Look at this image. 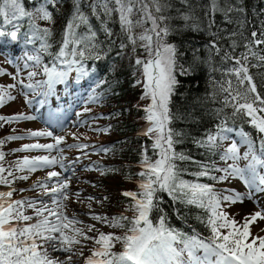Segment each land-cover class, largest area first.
<instances>
[{
    "label": "snow or ice",
    "instance_id": "obj_1",
    "mask_svg": "<svg viewBox=\"0 0 264 264\" xmlns=\"http://www.w3.org/2000/svg\"><path fill=\"white\" fill-rule=\"evenodd\" d=\"M135 3L136 0H115V4L118 5L116 9H109L107 3L103 7L107 14H111L112 11L119 13L121 28L130 33L128 39L133 45L137 40L143 42L142 46L147 53V59L135 60V64L142 67L144 77L142 99L150 100L149 105L144 109L148 127L143 135L153 140L152 148L158 158L152 160L145 151L141 161V167L144 170L139 173L141 177L139 191L123 193L125 197L133 201L130 206L133 212L131 218L124 215L112 217L110 220L104 216L91 217L99 222H107L109 227L125 229V234L122 236L105 234L96 229L95 225L77 227L83 222L75 216L68 217L64 214L65 201L70 198L68 192L70 178L64 176L62 171L54 169L59 167L66 172L71 168V165L65 164L66 157L63 155L65 148L61 147L66 143V138L64 135H55L54 130L48 128L29 130L25 135H9L0 140V146L7 141L23 139L51 138L54 142L25 144L16 149L18 152L43 151L47 154L24 156L14 163L15 171L11 168L5 169L0 163V184L10 186L12 181L8 177H12L13 180H28V174L53 169L47 171L46 178L38 179L32 188L33 190L41 189L49 196L51 205L55 207L45 201H40V206L37 207L36 203L30 199L12 200V190L0 192V264H70L72 255H83V248L86 246L83 241H92L94 245L90 249L91 255L85 258L84 264H264V235L253 233L251 230L252 225L258 221H264V210L246 215L242 223L226 211V206L243 203L245 199L251 200L256 193L264 194V140L261 142L258 155L253 151L251 137L241 130L237 134L241 141L248 145V151L243 156L239 154L237 141L233 140L220 156V159L225 162L231 160V164L225 168L200 164L201 170L196 174L198 177L207 176L217 183L229 177L239 178L251 190L247 194L229 192L224 195L209 184L190 183L180 179V170L175 161L191 158L175 151V144L178 142L175 137L179 133H175L170 127L173 117L169 105L178 83L175 75L177 50L174 45L165 42L169 29L160 27L158 23V20L162 22L165 18L154 16L147 4H143L139 10L143 13L145 21L131 19ZM152 3L157 13L163 10L159 0H152ZM95 8L96 5L93 6V11ZM79 9L80 5L77 3L76 15L66 26L59 50L50 52L52 31L49 28L41 29L36 24L38 19L53 22V13L48 10V7L41 6L33 13L25 11L21 0H0V17L5 24H12L14 21L28 17L32 29L28 39L42 41L36 53L27 55V61L32 62L33 65V69L29 70L27 75L29 83L25 84L23 80H17L19 73L12 77L27 90L24 93L26 104L33 103L31 99H28V94L31 93L33 96L41 95L45 98L38 101L42 107L47 102V97L54 94L55 85L66 83L71 72H76L77 80L88 75L83 63L85 60L101 58L96 33L91 30V27L88 28L89 35L77 31L80 25L89 24L88 18ZM212 10H218L215 4ZM232 10L229 7L228 11ZM184 18L189 19L187 16ZM146 21L151 22V28L146 29L138 37L131 34L134 26L142 25ZM15 27L17 30L9 33L0 31V36L10 35L12 40H16L19 24ZM108 35L111 33L109 32ZM251 37L252 39L245 37L247 43L243 47L246 51L240 53L238 57L225 53L223 59L233 61L232 67L226 70V75L234 76L236 84L234 86L232 80L228 79L221 83L220 88L222 92L227 93L224 104L233 109V117H247L246 122H250L259 134H264V95L258 91L257 84L249 72V64L253 59L257 61V64H252V67H264V54H260L264 52V48L260 47L264 45V27L259 34L253 31ZM211 47L219 53L220 49L215 42ZM236 47L237 43L233 40L232 48ZM40 53H46L51 57V66L43 63ZM28 67V64L24 65L25 69ZM36 69H42L46 79L36 81L34 79L38 75ZM0 75L4 73L0 71ZM15 88L16 84L0 86V108L16 99L11 91ZM98 99V94L89 97L90 102H97ZM87 110L85 108V111ZM76 115L79 117L81 113ZM35 119H37L35 115L17 114L9 117L0 115V122H2L0 126ZM86 124L87 121H79L77 126ZM60 130L63 132V127ZM98 131L107 132L109 129ZM233 131L232 127L226 126V121L222 122L215 135H209L205 141L198 143L201 147L213 150L220 146L218 142L229 140L228 134ZM68 135H71L74 140L80 139L75 133H68ZM67 147L83 150L89 145L75 143ZM100 151L107 152L108 149L102 148ZM53 152L55 155H52ZM79 159L80 157L76 158L77 161ZM241 159L247 161L243 168L238 166ZM4 160L5 154L0 151V162ZM99 170L102 174L108 171V169ZM17 172L24 174L16 175ZM211 172L222 173V175H210ZM5 173H7L6 176ZM160 193H166L173 201L205 209L207 213L205 223L210 230V236L207 239L195 235L187 236L171 228L167 223L166 215H160L158 223H154L153 219H150L153 211L163 212L160 208ZM76 195L79 196V193ZM261 207L264 209V205ZM26 208H32L35 211L34 223H28L33 220V217L25 214ZM122 221H128V224ZM85 228L87 232L95 230L98 236H88ZM260 232H264V228H261ZM117 243L122 244L123 247L119 253L112 250ZM45 245L50 246L53 251L71 255L68 256L67 261L53 259L49 256ZM76 245L81 247L74 250ZM201 251L202 256L198 255Z\"/></svg>",
    "mask_w": 264,
    "mask_h": 264
},
{
    "label": "trees",
    "instance_id": "obj_2",
    "mask_svg": "<svg viewBox=\"0 0 264 264\" xmlns=\"http://www.w3.org/2000/svg\"><path fill=\"white\" fill-rule=\"evenodd\" d=\"M21 3L27 12L34 13L37 8L46 5L53 13L51 23L42 19L36 20L38 27L52 31L50 52L59 50L66 26L76 15L77 3L80 5V12L89 21L88 25H80L77 31L89 35L90 26L96 33L101 58L85 60L83 63L88 75L77 80V74L73 71L66 83L69 89L78 92L88 102V118L91 116L96 120L100 119L97 124L104 123L109 129L108 138L100 146H108L109 153L117 162H109L105 166L101 161L98 166L100 169H108L101 173L103 176L115 175L119 179L117 186L120 188V195L115 199V207H112V210L118 216L131 218L133 212L130 206L133 201L123 193L139 191V173L144 170L141 161L145 151L152 160L158 158L152 148L153 140L143 135L148 127L144 109L150 100L142 99V67L136 64L128 65L125 61L128 53L140 57L143 54L140 51L143 49L138 45L131 46L128 39L130 33L122 30L118 12L107 14L104 11L105 3L109 9H116L118 5L115 0H21ZM159 3L163 10L157 13L152 0H136L131 19L145 21L143 13L139 11L143 4L148 5L154 16L165 18L162 22L158 20L160 27L169 29L165 42L174 45L177 50L175 75L178 83L169 105L173 117L170 127L175 133H179L175 137L178 141L175 151L191 158L176 160L175 163L180 170V179L214 187L217 182L207 176L198 177L196 174L201 170L200 164L221 168L220 156L224 143L218 142L219 147L209 150L201 147L199 141H205L209 135H215L220 124L225 121L226 126L232 127L234 131L246 132L251 137L255 149L260 150L264 140V134H259L250 122H246L247 117H233V109L224 104L227 93L222 92L220 88L221 83L228 79H231L235 86L234 76L226 75V70L232 67L233 61H225L223 57L226 52L238 57L246 51L243 47L247 43L245 37L252 39L253 31L259 34L264 27V0H159ZM213 4L218 10H212ZM229 7L233 10L228 11ZM186 16L189 19L186 20ZM16 24H19L16 42L30 46L32 54L36 53L42 41L28 39L32 32L29 18L24 17L12 24H5L0 17V31L9 33L17 30ZM137 26L143 31L152 27L150 21ZM109 32L111 35H108ZM153 39H156L155 36ZM9 40V35L0 36V46ZM233 40L237 43L235 49L232 48ZM213 42L220 49L219 53L211 47ZM260 47L264 48V45ZM40 54L43 63L51 66V57L46 53ZM252 64H257V61L251 60L249 72L257 84L258 91L264 95V67H252ZM36 70V80L46 79L42 69ZM94 94H98L99 99L97 102H90L89 97ZM5 127V124L0 126V140L10 133L9 128ZM6 146L7 142L0 146V151L5 155ZM210 175L219 176L220 173L211 172ZM160 197V208L163 212L153 211L150 219H153L154 223H158L160 215H166L168 225L187 236L195 235L202 239L210 236V230L205 223V209L173 201L166 193H160Z\"/></svg>",
    "mask_w": 264,
    "mask_h": 264
},
{
    "label": "rangeland",
    "instance_id": "obj_3",
    "mask_svg": "<svg viewBox=\"0 0 264 264\" xmlns=\"http://www.w3.org/2000/svg\"><path fill=\"white\" fill-rule=\"evenodd\" d=\"M132 15H134V12ZM143 32L144 31L141 28L134 26L131 34L138 37ZM14 41L16 40L11 39L6 42L5 45L0 46V71L4 73V75H0V86L16 84V88L11 90L12 95H14L16 99L6 104L3 108H0V115L9 117L17 114H26L35 115L37 119L5 124V128H9L10 133L12 131V135H25L29 130L37 131L46 128L54 130L55 135H64L66 143L61 145V147L65 148V152L63 153L66 157L65 164L71 165V168L66 172H63L59 167L54 169L56 171H62L64 176L70 178V186L68 189L70 198L65 201L66 207L63 209L64 214L68 217L75 216L78 220L83 222L81 225H77V227L95 225L96 229H99L100 232L105 234L112 233L117 236L124 235L125 229L109 227L107 222H99L91 218L93 215H97L107 217L110 220L112 217L118 216L112 210V207H115V199L120 195V188L117 186V183L119 182L118 176H103L99 171L100 167L98 166L101 161L105 166L106 163L117 162L111 156L109 150L107 152L100 151V149H102L100 145L104 144L105 140L108 138V131L103 132L98 130L107 129L106 126L101 122L97 124V121H101L100 119L96 120L95 118H91V116L88 118L89 111H85V108H88V102L83 99L82 95L79 96L78 92L73 93L75 90L69 89L67 83L55 85L54 94L47 97V102L42 107L38 101L45 98L41 95L32 98L33 95L31 93L28 94V99H31L33 103L32 105L26 104L24 93L27 92V90L23 89L22 86L17 83V80H23L25 84L29 83L27 75L28 71L33 69V65L32 62L27 61V55L32 54L33 50L30 46H26L22 42L12 44ZM137 45L143 49L140 52L143 53L142 55L147 59V53L142 46L143 42L137 40L135 45L131 43L132 47H136ZM9 48H11V50ZM142 55L138 57L128 53L125 58L126 64L135 65V60L137 58L143 59ZM25 64H28V69L24 68ZM17 73H19L18 76ZM13 76H17V80H13ZM34 79L36 80V78ZM233 79L235 80L236 78L234 77ZM36 81H40V79L38 78ZM76 113H81V115L77 117ZM79 121H87V124L77 126ZM61 127L64 129L63 132L60 130ZM239 132L240 131H233L228 134L230 139L223 141L224 146L222 148V154L225 149L231 145L233 140L237 141L239 154L241 156L248 151V145L243 143L240 136L237 134ZM10 133H7L5 137H8ZM68 133H75L80 139L78 141L74 140L71 135H68ZM36 142L53 143L54 141L51 138L7 141V146L4 149L6 153L5 160L0 163L3 164L5 169L11 168L15 171L13 167L14 163L17 160L22 159L24 156L34 157L47 154L43 151H16V149L21 148L25 144ZM75 143L87 144L89 147L83 150L67 147L68 145ZM103 148L108 149V146L104 145ZM253 151L258 155L260 154L259 149L253 147ZM52 155H55V152H53ZM77 157H80L79 161L76 160ZM221 162V168H225L232 163L231 160L227 162L222 160ZM246 164L247 161L241 159L238 166L243 168ZM50 170L53 169H45L43 171L28 174V180H13L12 177H8V179L12 181L11 185L0 184V192L12 190V200L30 199L36 203L37 207L40 206V201H45L49 203L50 206L55 207L51 205L49 196L44 194L41 189L37 188L33 190L32 188V185L38 179L46 178L47 171ZM22 174L24 173H16V175ZM6 175L7 173H5V176ZM220 175H222V173H220ZM214 188L224 195H227L229 192L247 194L251 191L245 185L243 180L236 177H229L227 180L215 185ZM21 189H24V191H20ZM76 193H79V196H77ZM89 197H92L93 199L90 200L88 199ZM262 205H264V194L256 193L251 200L245 199L243 203L226 206V211L234 216L237 221L242 223L243 218L246 215L264 210L261 207ZM25 214L33 217V220L28 223L35 222V211L32 208H26ZM122 223L128 224V221H122ZM261 228H264V221H258L251 226L253 233L264 235V232H260ZM85 232L88 236H98V233L95 230L87 232V229L85 228ZM83 244L86 245L83 248V255H72L70 264H84L85 258L91 255L90 249L94 246L93 242L83 241ZM46 247L47 246H45V248ZM80 247V245H76L74 246V250H77ZM50 250L53 251L52 248H50ZM112 250L116 253H119V251L121 252L123 250L122 244L117 243ZM54 252L55 256H58L59 258H61L62 255L65 261H67L68 256L71 255L70 253L61 251ZM198 255L202 256L203 252H199Z\"/></svg>",
    "mask_w": 264,
    "mask_h": 264
},
{
    "label": "bare ground",
    "instance_id": "obj_4",
    "mask_svg": "<svg viewBox=\"0 0 264 264\" xmlns=\"http://www.w3.org/2000/svg\"><path fill=\"white\" fill-rule=\"evenodd\" d=\"M71 207V206H70ZM36 220V219H35ZM45 246H47L46 248H47V250H48V254H49V256L51 257V258H53V259H55V258H59L58 256H55V252L54 251H51L50 250V248L51 247H49L48 245H45ZM120 252V251H119ZM59 259H61V260H65L64 259V257H62V255H61V258H59ZM71 264H74V263H71Z\"/></svg>",
    "mask_w": 264,
    "mask_h": 264
}]
</instances>
